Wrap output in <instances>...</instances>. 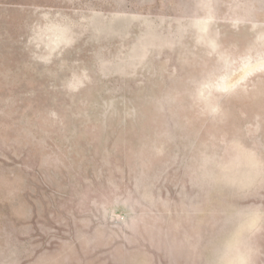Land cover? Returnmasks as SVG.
<instances>
[{
	"label": "rangeland",
	"instance_id": "1",
	"mask_svg": "<svg viewBox=\"0 0 264 264\" xmlns=\"http://www.w3.org/2000/svg\"><path fill=\"white\" fill-rule=\"evenodd\" d=\"M0 264H264V0H0Z\"/></svg>",
	"mask_w": 264,
	"mask_h": 264
}]
</instances>
